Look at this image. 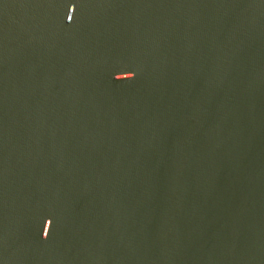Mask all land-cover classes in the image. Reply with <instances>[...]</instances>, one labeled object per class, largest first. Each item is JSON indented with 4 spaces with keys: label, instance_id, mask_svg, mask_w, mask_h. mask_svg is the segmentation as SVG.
<instances>
[{
    "label": "water",
    "instance_id": "obj_1",
    "mask_svg": "<svg viewBox=\"0 0 264 264\" xmlns=\"http://www.w3.org/2000/svg\"><path fill=\"white\" fill-rule=\"evenodd\" d=\"M0 264H264V0H0Z\"/></svg>",
    "mask_w": 264,
    "mask_h": 264
},
{
    "label": "snow or ice",
    "instance_id": "obj_2",
    "mask_svg": "<svg viewBox=\"0 0 264 264\" xmlns=\"http://www.w3.org/2000/svg\"><path fill=\"white\" fill-rule=\"evenodd\" d=\"M128 71V70H127ZM119 79V77H117Z\"/></svg>",
    "mask_w": 264,
    "mask_h": 264
},
{
    "label": "clouds",
    "instance_id": "obj_3",
    "mask_svg": "<svg viewBox=\"0 0 264 264\" xmlns=\"http://www.w3.org/2000/svg\"><path fill=\"white\" fill-rule=\"evenodd\" d=\"M43 237H44V236H43ZM43 237H42V238H43Z\"/></svg>",
    "mask_w": 264,
    "mask_h": 264
}]
</instances>
